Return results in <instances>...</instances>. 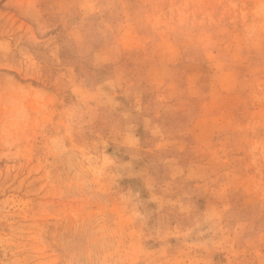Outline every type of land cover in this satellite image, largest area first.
I'll use <instances>...</instances> for the list:
<instances>
[{"label":"rangeland","instance_id":"rangeland-1","mask_svg":"<svg viewBox=\"0 0 264 264\" xmlns=\"http://www.w3.org/2000/svg\"><path fill=\"white\" fill-rule=\"evenodd\" d=\"M0 264H264V0H0Z\"/></svg>","mask_w":264,"mask_h":264}]
</instances>
